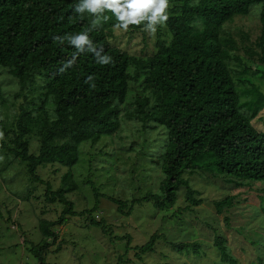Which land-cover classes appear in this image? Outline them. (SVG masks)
Listing matches in <instances>:
<instances>
[{"label":"trees","instance_id":"trees-1","mask_svg":"<svg viewBox=\"0 0 264 264\" xmlns=\"http://www.w3.org/2000/svg\"><path fill=\"white\" fill-rule=\"evenodd\" d=\"M169 1L172 5L166 10L165 24L171 33L170 42L157 40L152 54L138 58L108 41L112 25L120 23L111 9L91 12L84 7L80 11L85 0H0V70L7 68L17 79L20 89L13 95L27 99L26 90L33 92L31 84L38 80L44 84L42 94L32 98L43 100L42 115L35 116L22 104L15 120L0 117V132L5 135L0 138V149L27 163L32 180L46 184L48 202L65 206L57 220L42 221L46 238L31 245L39 264H48L46 255L57 238L51 227L72 216L87 213L90 224L111 231L104 219L92 217L98 201L92 208L75 210L74 202L67 197L77 187L71 172L65 173L62 185L53 189L38 176L37 168L56 162L75 166L82 141H96L115 133L122 123L120 106L140 69L146 75L144 90L135 96L136 107L125 115L143 125L153 121L167 130V145L158 157L162 180L158 191L133 199L127 212L124 200L111 198L119 205V212L130 214L134 202L153 200L158 208L174 204L180 186L186 188V208L199 206L203 202L198 197L200 192L184 176L196 169L223 175L239 186L264 181V128L255 124L264 108V93L256 85L255 76H250L249 61L230 48L234 39L224 35L228 22L259 6V33L255 39L250 33L242 36L244 53L260 67L256 70L264 81V0ZM148 24L144 20L129 27L147 28ZM81 34L90 42L82 46L74 43ZM133 66L138 73L131 72ZM247 84L252 86L241 87ZM2 90L0 82V96L8 99ZM246 93L251 97H243ZM48 106L52 107L53 119L47 113ZM34 127L40 136L37 152L31 151L28 139ZM68 180L76 184H68ZM90 181L98 197V187ZM234 198L217 201V210H227L235 204ZM50 236L53 242L48 241ZM160 237L153 234L146 243L134 246L135 255L142 259L143 254L154 251ZM225 241L224 236L215 238L222 259L237 264ZM262 241L258 238L255 242ZM170 243L188 255L199 257L202 252L197 241ZM257 258L262 261L260 255Z\"/></svg>","mask_w":264,"mask_h":264},{"label":"rangeland","instance_id":"rangeland-1","mask_svg":"<svg viewBox=\"0 0 264 264\" xmlns=\"http://www.w3.org/2000/svg\"><path fill=\"white\" fill-rule=\"evenodd\" d=\"M257 7L252 8L248 15L236 16L228 22L227 34L224 35L234 39L230 48L249 61L252 68L250 76H255L256 85L264 93L263 77L256 70L260 67L245 55V37L242 36L250 33L255 39L259 33ZM150 31L144 25L128 27L127 30L112 25L108 41L138 58H145L154 52L157 40H171V33L165 23L157 25L154 33ZM135 71L136 67H131V72ZM239 75L243 76V73ZM145 76L140 69V75L131 81L128 97L120 106L122 123L115 133L96 141H82L79 144L80 160L75 166L68 167L58 162L38 166V176L49 182L53 189L59 188L64 174L71 172L77 187L67 197L74 202L75 210L80 212L92 208L98 201L92 217L104 219L110 226L108 229H111L104 231L90 224L87 213L72 216L65 223L52 226L57 238L53 242V237H48V241L53 244L46 255L47 263L154 264L163 261L172 264H233L222 259L215 245L216 236H224L237 264H264V243L255 242L258 238L261 241L264 239V190L261 189L264 181L239 186L227 181L223 175L196 169L193 173L187 171L184 176L200 192L198 197L203 202L199 206L186 208V188L180 186L174 204L158 208L153 200H149L134 202L133 210L128 215L118 211L119 205L111 198L124 200V210L127 212L133 199L145 197L151 190L158 191L161 185L162 172L158 157L167 145V130L153 121H146L143 125L137 118L129 119L125 115L136 107L135 96L143 92ZM0 82L2 92L8 97L5 99L0 96L1 118L15 120L22 104L32 110L35 116L43 114L40 108L43 100L32 99L44 91L42 80L31 84L33 92L29 91L30 88L26 90L27 99L13 95L20 86L7 68L0 70ZM251 86L247 84L241 87ZM246 95L243 97H251L250 93ZM30 99L31 103L28 102ZM153 102L154 98L151 99ZM47 113L52 119L55 118L51 106H48ZM259 116L255 124L264 128V108ZM33 129L28 139L31 151L37 152L40 136L37 135L36 127ZM0 138H5L3 132H0ZM89 179L98 187V197L91 181L88 183ZM76 183L68 180V184ZM45 191L46 184L32 180L27 163L21 157L0 149V264H39V259L30 248L32 244L38 245L46 238L42 221L57 220L65 208L60 202H48ZM228 196L235 197V204L219 212L216 202ZM153 234L161 236L154 251L143 254L142 259H139L134 246L146 243ZM180 241L199 242L202 251L199 257L192 256L195 255L193 253L188 255L178 252L170 243ZM257 255L261 256L262 261Z\"/></svg>","mask_w":264,"mask_h":264},{"label":"clouds","instance_id":"clouds-1","mask_svg":"<svg viewBox=\"0 0 264 264\" xmlns=\"http://www.w3.org/2000/svg\"><path fill=\"white\" fill-rule=\"evenodd\" d=\"M84 7L91 12L111 9L120 22L118 26L124 30H127L129 25H139L147 20V28L154 33L156 26L164 24L168 19V0H85L79 10L83 11ZM73 42L82 46L90 40L87 35L81 34Z\"/></svg>","mask_w":264,"mask_h":264}]
</instances>
